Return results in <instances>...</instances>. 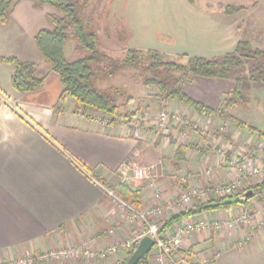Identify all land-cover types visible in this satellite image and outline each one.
Instances as JSON below:
<instances>
[{
	"label": "crops",
	"instance_id": "obj_1",
	"mask_svg": "<svg viewBox=\"0 0 264 264\" xmlns=\"http://www.w3.org/2000/svg\"><path fill=\"white\" fill-rule=\"evenodd\" d=\"M52 15L61 14L50 5L36 7L33 1L23 0L15 5L9 23L0 27V58L35 63L36 76L47 77L41 90L21 93L12 85L14 67L0 62V263L37 259L49 252L71 249L97 252L130 240L135 230L143 231V225L128 221L90 178L92 171L109 184L122 171L129 172L128 183L140 193L138 209L148 212L157 206L166 207L189 188L229 182L236 177L231 161L250 146L264 152V139L218 117L202 116L178 100L165 103L153 96L148 101L151 107L181 113L197 126L192 129L172 124V140L165 134L156 136L153 128L134 133L71 115L63 107L55 111L63 87L35 42L40 31L53 29ZM67 43L64 50L68 59ZM231 81L225 88L226 80L195 78L185 84L191 92H185L213 109H221L236 86ZM199 84L203 89L206 86L204 94L195 90ZM217 128L225 129V139L229 134L233 141L223 144L221 140L222 148L216 151L211 147L215 141L207 142L205 136ZM180 146L188 147L182 161L177 158ZM139 167L150 169L149 179H134L133 169ZM243 184L247 187V182ZM195 205L199 203L179 210L167 208L161 217L152 215L151 220L160 226ZM239 209L242 207L182 218L170 230L190 220L232 218ZM248 233L245 227L196 233L185 241L184 250L195 264H202L215 252L219 254L212 264H264V232L253 234L242 248L236 246ZM129 254L121 250L107 261L61 255L45 264H123ZM37 261L34 264H40Z\"/></svg>",
	"mask_w": 264,
	"mask_h": 264
},
{
	"label": "rangeland",
	"instance_id": "obj_2",
	"mask_svg": "<svg viewBox=\"0 0 264 264\" xmlns=\"http://www.w3.org/2000/svg\"><path fill=\"white\" fill-rule=\"evenodd\" d=\"M79 6L84 10V24L97 34L98 46L113 58H122L121 52L129 49L156 50L173 57L171 59L183 55L220 58L233 52L241 39L250 40L254 47L264 48V0H79ZM67 56L72 62L89 56V52L81 49L78 41L72 38L67 43ZM93 67L97 69L93 79L97 88L114 101L120 111L125 112L127 109L129 112L138 113L134 120L138 121V128L131 131L140 133L143 129L153 128L156 136L163 134H159L155 124L153 126L162 111L161 107L148 105L149 99L156 96L158 90L143 85L144 75L150 76V73L144 74L143 69H128L119 60H98ZM173 75L179 77L181 74L176 72ZM229 83L232 81L223 82L224 87L227 88ZM185 86L184 90L191 92ZM201 87L199 84L195 90L204 94L206 86H203L204 89ZM240 87L243 99L229 113L264 133V82L245 79L241 81ZM129 97L132 100L127 104ZM61 105L71 115L84 117L102 126L117 125L130 130L122 125L129 120L117 121L112 115L83 106L75 107L76 102L73 99L61 102ZM101 119L102 122H98ZM107 119L110 122L103 123ZM210 132L206 134L205 140L215 141V145L212 144L211 147L216 151L222 148L221 140L223 144L233 141L229 134L225 139V129L217 128ZM167 137L172 140L169 135ZM248 150L256 162H263L264 165V152L255 146H250L244 152ZM118 182L119 179L114 183ZM263 183L264 181L259 184L247 183L246 186L257 189ZM263 191H257L259 199L242 206L234 216L258 213V218H261L264 214ZM121 211L126 216L125 211ZM224 219L229 220L230 217ZM252 227L254 228L252 225L248 229L250 233L258 234Z\"/></svg>",
	"mask_w": 264,
	"mask_h": 264
},
{
	"label": "trees",
	"instance_id": "obj_3",
	"mask_svg": "<svg viewBox=\"0 0 264 264\" xmlns=\"http://www.w3.org/2000/svg\"><path fill=\"white\" fill-rule=\"evenodd\" d=\"M20 1L23 0H0V27L9 23L12 11ZM31 1L35 3L36 7L50 5L61 14L60 16H49L53 29H44L35 37L39 51L49 63L51 72L59 76L63 87L59 106L55 111L60 112L62 110L61 102L71 98L78 106L112 115L111 117L117 119V121L124 119L133 122L137 119V112H120L119 106L93 83L96 75L95 71H97L93 65L98 60L112 62L119 60L120 64L128 69L134 71L143 69L144 74L150 73V76L144 75L143 85L146 88L158 90L156 97L164 102L178 100L202 116L218 117L259 139H264V133L228 112L243 99V92L240 87L241 81L246 79L248 81L264 82V48L254 47L250 40L241 39L233 52L227 53L220 58L207 59L183 55L171 59L173 57L156 50L145 51L139 49L125 50L121 52L122 58H113L106 51L100 49L97 34L84 24V10L79 6V0ZM72 38L78 41L81 49L89 52V56L72 62L66 58L65 44ZM0 62L14 67L12 85L18 92L31 93L44 87L47 77L39 78L36 76L37 65L35 63L22 62L15 57L0 58ZM176 72L181 75L179 77L173 75ZM195 78L233 80L236 86L225 98L223 107L221 109H213L186 94L183 88L184 85L192 83ZM131 100L132 98L129 97L127 104ZM187 150L188 147L185 146L178 148V160H184ZM85 172L88 171L85 170ZM91 174L104 185L111 186L96 171H92ZM248 190H253L254 192L263 191L264 183L257 189L245 187L240 193L229 198L195 205L181 212L170 221L162 223L159 226L160 233L170 230L182 218L247 206L250 201L243 204H224V202L228 199L240 197ZM118 193L122 199L134 207H140V193L129 183H120L118 185ZM134 250L130 252L128 259L123 264H127ZM152 253L153 250L138 264H151Z\"/></svg>",
	"mask_w": 264,
	"mask_h": 264
},
{
	"label": "built area",
	"instance_id": "obj_4",
	"mask_svg": "<svg viewBox=\"0 0 264 264\" xmlns=\"http://www.w3.org/2000/svg\"><path fill=\"white\" fill-rule=\"evenodd\" d=\"M108 121V119L107 121L103 120V123H106ZM98 122H102V119L98 120ZM137 123V120L133 122L126 121L123 122L122 125L126 128L128 127L129 129L137 130ZM172 124H183L186 127L192 126L189 127L192 129L197 128L196 125L191 124L190 121L186 119L185 116H183L181 113L163 109L160 112L159 118L155 124V126H157L156 129H158L159 133L170 136ZM223 153H225V151H223ZM262 163L263 162H256L250 150H248L247 152L239 153L231 161V165L236 171V177L229 182L218 186L189 188L185 193H182L179 198H177L174 202L170 203L166 207L157 206L148 212L141 211L140 209L134 207L133 205L122 199L118 193V185L130 180L128 174L129 172L122 171L117 177L120 182H118L117 184L112 183L110 184L111 186H106L98 181L95 176L89 175L90 178L105 192V194L110 199H112L113 202L121 210L125 211L128 221H130L132 224L140 223L143 225V231L140 232L138 230H135L130 240H127L126 242H119L114 245H109L97 252H92L89 250L81 252L78 249H71L62 252H49L45 255L39 256L37 259L25 258L18 261L0 264H34L37 260V262H40V264H45L47 262L49 263L55 258H60L61 255H64L66 257H85L87 259H92L95 257L100 259L101 261H107L109 259L116 258L121 250L128 251L129 253L132 252L138 246L140 241L146 236L151 237L155 242L151 264H195L189 252L184 250L185 241L190 239L194 234L206 231L211 232V230L213 229L217 231L238 230L242 227L251 229L250 226L252 225L254 226V228L252 227L254 232L262 233L264 232V214L261 216V218H258V213H249L247 215L233 216L229 220H208V218L196 221L190 220L183 222L174 227V229L162 234L159 230V224L151 220L152 215L161 217L164 213V210L167 208L168 210H179L194 203L202 204L208 201L232 197L242 191L244 182H247L249 184H259V182L262 183L264 181V165ZM133 172L135 180H144L150 178V169L139 167L133 169ZM262 194L264 197V191ZM259 197L260 196L255 192V196L250 200V202H255L259 199ZM156 198H160L159 192L156 194ZM117 228L121 229L120 226ZM113 232V230L110 231V233ZM253 234L255 233L251 232L245 235V237L237 242L236 246L238 248H242L246 242L253 239ZM218 254V252H215L208 259H203L202 264H212L213 260L218 256Z\"/></svg>",
	"mask_w": 264,
	"mask_h": 264
},
{
	"label": "water",
	"instance_id": "obj_5",
	"mask_svg": "<svg viewBox=\"0 0 264 264\" xmlns=\"http://www.w3.org/2000/svg\"><path fill=\"white\" fill-rule=\"evenodd\" d=\"M254 196H255V192L253 190H248L240 197L226 200L224 204H232V203L243 204L253 199ZM154 246H155V242L151 237L149 236L144 237L140 241L134 252L132 253L127 264H138L142 259L146 258L150 254Z\"/></svg>",
	"mask_w": 264,
	"mask_h": 264
}]
</instances>
